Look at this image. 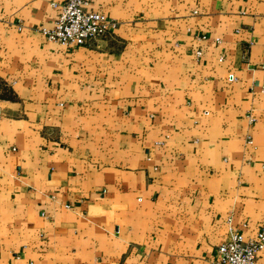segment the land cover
Returning a JSON list of instances; mask_svg holds the SVG:
<instances>
[{
  "label": "crops",
  "instance_id": "1",
  "mask_svg": "<svg viewBox=\"0 0 264 264\" xmlns=\"http://www.w3.org/2000/svg\"><path fill=\"white\" fill-rule=\"evenodd\" d=\"M87 1L61 47L0 0V264H209L264 223V0Z\"/></svg>",
  "mask_w": 264,
  "mask_h": 264
},
{
  "label": "built area",
  "instance_id": "2",
  "mask_svg": "<svg viewBox=\"0 0 264 264\" xmlns=\"http://www.w3.org/2000/svg\"><path fill=\"white\" fill-rule=\"evenodd\" d=\"M51 8L57 11L51 28L37 29L48 42L61 47L84 46L90 41L106 37L118 27L115 20L104 14L88 9L87 0H65L62 4L51 3ZM205 40L207 37L202 36ZM220 42L219 39L215 40ZM200 57L201 52L197 51ZM228 81L233 82L234 76L229 75ZM251 144V141H248ZM245 227V225H242ZM264 252V223L253 238H245L240 227L232 223V217L227 220L226 239L219 245L217 257L209 264H257Z\"/></svg>",
  "mask_w": 264,
  "mask_h": 264
}]
</instances>
